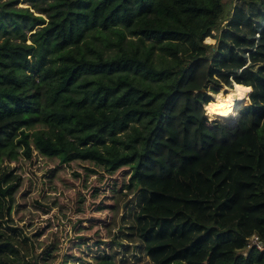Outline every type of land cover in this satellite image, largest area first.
<instances>
[{"label":"trees","instance_id":"trees-1","mask_svg":"<svg viewBox=\"0 0 264 264\" xmlns=\"http://www.w3.org/2000/svg\"><path fill=\"white\" fill-rule=\"evenodd\" d=\"M12 2H0V161L17 181L0 183L6 222L36 160L52 167L62 216L76 214L45 251L55 264H114L131 188L125 237L153 264H264L243 252L253 234L264 243V0L234 6L241 37L222 32L225 0H29L47 19ZM230 78L223 96L246 100L235 124L209 121L221 100L208 85Z\"/></svg>","mask_w":264,"mask_h":264},{"label":"rangeland","instance_id":"rangeland-1","mask_svg":"<svg viewBox=\"0 0 264 264\" xmlns=\"http://www.w3.org/2000/svg\"><path fill=\"white\" fill-rule=\"evenodd\" d=\"M8 1L11 0H0V2ZM12 1V8H28L32 15L42 16L47 19L45 14L40 13L38 10L31 7L29 0ZM225 2L227 8L230 9V15L229 19L224 21L221 25L222 32L229 30L233 33V35H238L239 37L245 34L248 35L251 32L248 28L240 26L236 29L228 26L233 13V8L239 3L238 0H225ZM251 7L255 8V5L252 3ZM249 15L253 16V14L248 12L247 16ZM254 19L251 21L253 22ZM39 27V25H36L31 31H25L26 43L31 42V33L39 29ZM257 37L258 34L255 35V42L257 41ZM208 44L216 46L218 41L217 39L212 38V42ZM114 51L115 48H107L105 54L108 55ZM233 82L234 81L231 78L230 85H224L221 82H212L208 85V88L215 86V84L220 85L217 86L220 87V93L216 96L221 100L220 102H222L223 100L231 98L223 96V92L230 91ZM249 88L251 87L246 85H243L242 87L239 86V93L241 92L242 95L249 96L252 91H247ZM232 97H238L241 100L242 105L246 101H244L243 96ZM236 109L233 110L229 125H234L236 115H239V109H237V113L234 115ZM208 116L209 121L213 122L215 120V118L209 114ZM51 169L52 167L42 164L39 161L36 162V160H33L32 162L26 161L24 163L22 170L23 180L21 181L20 187L14 194V205L10 219L7 222L5 220V208L7 205V202L5 201L7 200L0 201L5 202L2 211L3 215L0 214V264H43L44 261H47V264H55L54 259L50 256L46 258L44 257L46 255L45 251L49 250L48 247H50L52 238L54 237V232H56V229L58 228L56 225H59L60 228L62 227V240L66 239V237L70 235L71 223L76 217V214L68 211L70 210L68 209L65 211L67 217L62 216L56 200L57 192H53L51 190L52 184L48 182L52 174ZM14 172V164H10L4 160L0 161V183L2 187H6L9 184L17 182L15 177H11V173H16ZM135 193V189L132 188L130 190H124V195L120 200L119 212L116 216V223L110 231V234L117 237V240L121 243V246H118L117 248L118 254L116 255V261L114 264H153L149 261L144 251L139 248V241H134L130 237H125V235H127L126 233L129 232L126 230V227L129 225V213L137 208L135 203ZM8 225L20 228L22 233L18 230H13L8 227ZM23 235L28 237L27 241H24L25 238ZM127 246L130 248V251L124 252ZM246 250L247 249L243 252Z\"/></svg>","mask_w":264,"mask_h":264},{"label":"bare ground","instance_id":"bare-ground-1","mask_svg":"<svg viewBox=\"0 0 264 264\" xmlns=\"http://www.w3.org/2000/svg\"><path fill=\"white\" fill-rule=\"evenodd\" d=\"M206 43L212 42L210 37H206L204 40ZM242 105L241 100L238 97H231L226 101L220 103L210 104L206 107V113L215 118L217 121H223V123L231 122V115L233 110ZM236 111V110H235ZM223 113H227L224 115Z\"/></svg>","mask_w":264,"mask_h":264},{"label":"built area","instance_id":"built-area-1","mask_svg":"<svg viewBox=\"0 0 264 264\" xmlns=\"http://www.w3.org/2000/svg\"><path fill=\"white\" fill-rule=\"evenodd\" d=\"M251 247H254L259 251H264V243L256 234H253L249 238H247V244L245 249H250Z\"/></svg>","mask_w":264,"mask_h":264},{"label":"clouds","instance_id":"clouds-1","mask_svg":"<svg viewBox=\"0 0 264 264\" xmlns=\"http://www.w3.org/2000/svg\"><path fill=\"white\" fill-rule=\"evenodd\" d=\"M213 43H214V41H213ZM247 91H251V88L247 89ZM223 114L226 115L227 113H223Z\"/></svg>","mask_w":264,"mask_h":264},{"label":"water","instance_id":"water-1","mask_svg":"<svg viewBox=\"0 0 264 264\" xmlns=\"http://www.w3.org/2000/svg\"><path fill=\"white\" fill-rule=\"evenodd\" d=\"M201 91H202V92H204L205 90H204V89H202Z\"/></svg>","mask_w":264,"mask_h":264}]
</instances>
